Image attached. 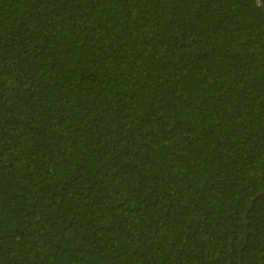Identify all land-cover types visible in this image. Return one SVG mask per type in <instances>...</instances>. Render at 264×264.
<instances>
[{"label": "trees", "instance_id": "1", "mask_svg": "<svg viewBox=\"0 0 264 264\" xmlns=\"http://www.w3.org/2000/svg\"><path fill=\"white\" fill-rule=\"evenodd\" d=\"M264 0H0V264H264Z\"/></svg>", "mask_w": 264, "mask_h": 264}, {"label": "water", "instance_id": "2", "mask_svg": "<svg viewBox=\"0 0 264 264\" xmlns=\"http://www.w3.org/2000/svg\"><path fill=\"white\" fill-rule=\"evenodd\" d=\"M259 5H260V7L264 10V5L261 3V1H260V4H259ZM262 194H264V192H261V193H260V195H262Z\"/></svg>", "mask_w": 264, "mask_h": 264}]
</instances>
